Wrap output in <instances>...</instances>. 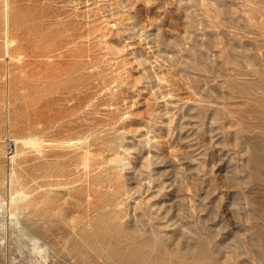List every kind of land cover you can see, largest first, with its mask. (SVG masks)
<instances>
[{"label": "rangeland", "instance_id": "1", "mask_svg": "<svg viewBox=\"0 0 264 264\" xmlns=\"http://www.w3.org/2000/svg\"><path fill=\"white\" fill-rule=\"evenodd\" d=\"M0 187L49 264H264V0H0Z\"/></svg>", "mask_w": 264, "mask_h": 264}, {"label": "bare ground", "instance_id": "2", "mask_svg": "<svg viewBox=\"0 0 264 264\" xmlns=\"http://www.w3.org/2000/svg\"><path fill=\"white\" fill-rule=\"evenodd\" d=\"M3 1V0H2ZM7 2V1H6ZM4 8V7H3ZM6 9V8H5ZM3 10V9H2ZM6 11V10H5ZM4 12V11H3ZM7 14H9L8 12H7ZM5 16H6V14H5ZM7 17H9V16H7ZM10 18V17H9ZM5 19V18H4ZM7 22V21H6ZM8 24H10L9 22H8ZM8 27V26H7ZM10 37H12V36H10ZM14 37V36H13ZM9 38V37H8ZM18 40V39H17ZM15 41H16V39H15ZM16 42H18V41H16ZM12 44V43H11ZM9 48V47H8ZM51 51V50H50ZM26 53V52H25ZM50 53V52H49ZM28 54V53H27ZM9 55V54H8ZM43 55V54H42ZM45 55H47V54H45ZM20 56H21V54H20ZM40 56V55H39ZM15 57V56H14ZM23 57V56H22ZM43 58H44V56H43ZM51 58V57H50ZM16 58H14V60H15ZM9 61V60H8ZM11 61V60H10ZM21 62V61H20ZM19 63V62H18ZM9 89V88H8ZM7 90V89H6ZM8 92V91H7ZM10 92V91H9ZM79 92V91H78ZM7 94V93H6ZM51 95V94H50ZM7 97H8V95H7ZM14 97V96H13ZM67 97V96H66ZM16 98V97H15ZM12 99V98H11ZM17 100V99H16ZM31 100V99H30ZM89 101V100H88ZM8 102H9V100H8ZM41 102V101H40ZM17 103V102H16ZM33 104H37V101H36V103H33ZM81 104H82V102H81ZM69 105H70V103H69ZM9 106V105H8ZM7 106V107H8ZM36 106V105H35ZM62 106H67V105H62ZM88 106V105H87ZM67 108V107H66ZM51 109V108H50ZM73 109V108H72ZM74 109H75V107H74ZM31 110V109H30ZM76 110V109H75ZM79 110V109H78ZM50 111V110H49ZM69 111H71V110H69ZM9 112V111H8ZM75 112V111H74ZM73 112V113H74ZM10 113V112H9ZM79 114V113H78ZM9 118V117H8ZM9 121V120H8ZM7 121V122H8ZM46 121V120H45ZM79 122V121H78ZM60 123V122H59ZM47 124V123H46ZM49 125V124H48ZM52 125V124H51ZM41 127V126H40ZM41 130V129H40ZM46 135V134H45ZM20 139V138H19ZM21 140V139H20ZM17 143H18V140H16V138H15V144L17 145ZM22 144H23V146L25 147V148H33V149H35L39 154H41V155H43V153H44V151H45V144H44V141L39 137V136H30V137H28V138H24L23 140H22ZM69 144V143H68ZM72 144V143H71ZM66 145V144H65ZM68 147V146H67ZM71 147V146H70ZM69 149V148H68ZM4 150V149H3ZM255 150V149H254ZM46 154V153H45ZM5 156H6V154H5ZM20 155H19V151L18 150H16L15 151V153H13V152H9V154L6 156L7 157V159L10 161V162H12L13 164L15 163V161H16V159L19 157ZM46 157H47V154H46ZM45 157V158H46ZM61 158H62V156H61ZM65 158V157H64ZM67 158V157H66ZM41 159V158H40ZM59 159V158H58ZM87 159V158H86ZM44 159H42V161H43ZM50 160V159H49ZM52 160V159H51ZM61 160V159H60ZM59 162V161H58ZM87 162V161H86ZM96 162V161H95ZM94 162V163H95ZM48 163V162H47ZM50 163H52V162H50ZM93 163V164H94ZM8 164V163H7ZM62 163H60V165H61ZM10 165V164H9ZM45 165H46V163H45ZM52 165V164H51ZM55 165V164H54ZM57 165V164H56ZM91 166H92V164H91ZM119 166H120V164H119ZM93 167V166H92ZM124 167V166H123ZM16 168V167H15ZM51 168V167H50ZM56 168V167H55ZM60 169V168H59ZM53 170H54V168H53ZM56 170V169H55ZM65 170V169H64ZM57 171V170H56ZM49 172H50V170H49ZM54 173V172H53ZM61 173V172H60ZM19 175V174H18ZM2 179H4V178H2ZM5 179H7V178H5ZM17 178L15 177V174L13 173V175H12V178H11V180L9 181L10 183H15L16 184V181L18 180H16ZM5 181V180H4ZM3 181V182H4ZM7 182H8V179H7ZM8 182V183H9ZM5 184H6V181H5ZM4 184V185H5ZM15 184H13V185H15ZM8 185V184H7ZM6 186V185H5ZM8 187H10V185H8ZM2 187H0V189H1ZM6 188H7V186H6ZM14 188V187H13ZM3 190H5V192L7 191L6 189H3ZM3 190H1V191H3ZM9 191V190H8ZM108 192V191H107ZM6 194V193H5ZM7 195H9L8 193H7ZM11 195V194H10ZM9 195V196H10ZM13 195V194H12ZM11 195V197L8 199V197L6 198V197H4V195L0 192V212L2 213V214H4V216L6 215V217H7V219L6 220H10V222H7L8 224H4L3 225V229H4V234H5V237H3V238H6V235L8 234V231L10 230V229H13V230H17L16 232L18 233H20V235L23 237V239L24 240H26L27 242H28V244H29V247H27L28 248V250H29V252H31V254H32V256H33V260H30V262H32V264H49L50 263V261H51V257H50V249H48V247H47V245H46V243L44 242V240H43V236H40L39 234H38V232H37V230H36V232L34 231V228L32 229L33 231H31V232H29L26 228L27 227H29V226H27V225H25V226H27V227H25L24 226V222H23V220L24 219H26V220H28L27 222H29V220H31V219H33L32 218V215H31V208H32V206L33 207H36V205H35V201L33 200H31V197H29V195L27 194V192H26V190H25V188H21V189H19L18 191H17V194H16V196H12ZM49 195V194H48ZM119 195V194H118ZM6 196V195H5ZM31 196V195H30ZM117 196V195H116ZM32 197H34V196H32ZM50 197V196H49ZM51 199V198H50ZM53 199V198H52ZM41 202V201H40ZM44 202V201H43ZM51 203V202H50ZM37 204V203H36ZM41 204H42V202H41ZM40 204V205H41ZM121 205H123V204H121ZM37 206H39V205H37ZM51 206V205H50ZM50 206H48V207H50ZM41 207V206H40ZM59 207V206H58ZM36 208H38V207H36ZM61 208H63V207H61ZM113 208L115 209V207H114V205H113ZM112 208V209H113ZM125 208V207H124ZM123 208V209H124ZM35 209V208H34ZM106 209V208H105ZM96 210V209H95ZM109 210V209H108ZM107 210V211H108ZM117 210V209H116ZM38 211V210H37ZM37 211H34V212H37ZM58 211V210H57ZM58 212H60V211H58ZM117 212V211H116ZM119 212V211H118ZM94 213H95V211H94ZM107 213V212H106ZM49 214V213H48ZM92 214V213H91ZM112 214V213H111ZM114 214V213H113ZM65 215V214H64ZM69 215V214H68ZM98 215V214H97ZM123 215V214H122ZM57 216V215H56ZM55 216V217H56ZM121 216V215H120ZM124 216V215H123ZM60 217V216H59ZM90 217H91V215H90ZM99 217V216H98ZM111 217H114V216H111ZM62 218V217H61ZM68 218V217H67ZM94 218V217H93ZM106 218V217H105ZM134 218V217H133ZM35 219V218H34ZM89 219V218H88ZM103 219V218H102ZM113 219V218H112ZM117 219H118V217H117ZM135 219V218H134ZM133 219V220H134ZM65 220V219H64ZM85 220V219H84ZM90 220V219H89ZM92 220V219H91ZM98 220V219H97ZM96 220V221H97ZM108 220V219H107ZM65 222V221H64ZM68 222H69V220H68ZM88 222V221H87ZM111 222V221H110ZM54 223V222H53ZM66 223V222H65ZM109 223V222H108ZM25 224H26V222H25ZM28 224V223H27ZM30 224H31V226L32 225H34L35 227H36V229L37 228H40V223H38V222H33V220L32 221H30ZM30 224H28V225H30ZM67 224V223H66ZM84 224V223H83ZM107 224V223H106ZM134 224V223H133ZM99 225V224H98ZM136 225V224H135ZM46 225H44L43 227H45ZM82 226L83 225H81L80 227L82 228ZM92 225L90 224V222H89V225H88V228H92L91 227ZM2 227V226H1ZM33 227V226H32ZM68 227H69V225H68ZM100 227V226H99ZM104 227V226H103ZM108 227V226H107ZM115 227V226H114ZM62 228V227H61ZM124 228V227H123ZM132 228V227H131ZM138 228V227H137ZM68 229H70V227L68 228ZM72 229V228H71ZM97 229V228H96ZM102 229V228H101ZM104 229V228H103ZM118 229H119V227H118ZM12 230V231H13ZM73 230V229H72ZM79 230V229H78ZM93 230V229H92ZM99 230V229H98ZM115 230H117V228H115ZM121 230H122V226H121ZM108 231V230H107ZM133 231V230H132ZM144 231V230H143ZM11 232V231H10ZM14 232V231H13ZM69 232V231H68ZM117 232V231H116ZM115 232V233H116ZM119 232H121V231H119ZM123 232V231H122ZM12 233V232H11ZM63 233V232H62ZM99 233V232H98ZM110 233V232H109ZM152 233H154V231L152 232ZM14 234V233H13ZM71 234V233H70ZM81 233H79L78 235H80ZM116 234H118V232L116 233ZM123 234H125V233H123ZM135 234V233H134ZM19 235V236H20ZM107 235V234H106ZM120 235V237H121V233L119 234ZM119 235H117V237L119 236ZM160 235V234H159ZM68 236V235H67ZM71 236V235H70ZM69 236V237H70ZM113 236H114V234H113ZM124 236V235H123ZM156 236V235H155ZM62 237V236H61ZM74 237V236H73ZM88 237V236H87ZM126 237V236H125ZM129 237V236H128ZM1 238V237H0ZM8 238V237H7ZM53 238V237H52ZM114 238V237H113ZM116 238V237H115ZM114 238V239H115ZM138 238V237H137ZM144 239H146L145 237H143ZM50 239V238H49ZM60 239V238H59ZM117 239H119V238H117ZM122 240L124 239V238H121ZM143 239V240H144ZM152 239H154V238H152ZM157 239H159V238H157ZM74 240V239H73ZM90 240H91V238H90ZM103 240V239H102ZM113 240V239H112ZM116 240V239H115ZM156 240V239H155ZM65 241V240H64ZM75 242H76V240H74ZM78 241V240H77ZM93 241V240H92ZM111 241V240H110ZM117 241V240H116ZM125 241H127V240H125ZM138 241V240H137ZM137 241H134V242H137ZM4 242V241H3ZM47 242V241H46ZM67 242H68V240H67ZM85 242V241H84ZM128 242V241H127ZM133 242V241H132ZM139 242V241H138ZM64 243V242H63ZM126 243V242H125ZM148 243V242H147ZM49 244V243H48ZM66 244V243H65ZM76 244V243H75ZM78 244V243H77ZM86 244V243H85ZM90 244V243H89ZM133 244V243H132ZM144 244H146V243H144ZM160 244V243H159ZM25 245V244H24ZM23 245V246H24ZM27 245V244H26ZM62 245V244H61ZM67 245V244H66ZM116 245H118L117 243H116ZM116 245H114V247L116 246ZM128 245V244H127ZM139 245H140V243H139ZM8 246V245H7ZM14 246H17V245H14ZM13 246V247H14ZM65 246V245H64ZM63 246V247H64ZM69 246V245H68ZM76 246V245H75ZM106 246V245H105ZM104 246V247H105ZM113 246V245H112ZM120 246V245H119ZM124 246V245H123ZM135 246V245H134ZM145 246V245H144ZM161 246V245H160ZM163 246V245H162ZM12 247V248H13ZM70 247V246H69ZM81 247V246H80ZM107 247V246H106ZM139 247V246H138ZM5 248V247H4ZM12 248H9L10 250L12 249ZM74 248V247H73ZM82 248H83V246H82ZM86 248V247H85ZM88 248V247H87ZM111 248V247H110ZM134 248V247H133ZM157 248H159V247H157ZM160 248H162V247H160ZM159 248V249H160ZM26 249V248H25ZM107 249V248H106ZM106 249H104V250H106ZM109 249V248H108ZM124 249H126V248H124ZM142 249V248H141ZM140 249V251H142ZM17 250V249H16ZM27 250V249H26ZM27 250V251H28ZM114 250V249H113ZM145 250V249H144ZM161 250V249H160ZM164 250V249H163ZM7 251V250H6ZM22 251V250H21ZM52 251V250H51ZM76 251H78V249L76 250ZM93 251V250H92ZM91 251V252H92ZM124 251V250H123ZM131 251V250H130ZM139 251V250H138ZM15 252V251H14ZM26 252V251H25ZM53 252V251H52ZM88 252V251H87ZM90 252V251H89ZM137 252V251H136ZM156 252V251H155ZM160 252V251H159ZM13 253V252H12ZM11 253V254H12ZM62 253V252H61ZM63 253H65V252H63ZM106 253V252H105ZM125 253V252H124ZM150 253V252H149ZM1 254V253H0ZM3 254V253H2ZM69 254V253H68ZM78 254V253H77ZM88 255H89V253H87ZM91 254V253H90ZM154 254V253H153ZM159 254V253H158ZM8 255V254H7ZM16 255V254H15ZM14 255V256H15ZM51 255H53V254H51ZM74 255V254H73ZM72 255V256H73ZM83 255V254H82ZM102 255V254H101ZM134 255H136V254H134ZM140 255H142V254H140ZM157 255V254H156ZM9 256V255H8ZM7 256V257H8ZM11 256V255H10ZM13 256V255H12ZM17 256V255H16ZM23 256V255H22ZM25 256V255H24ZM69 256V255H68ZM84 256H85V254H84ZM95 256V255H94ZM97 256V255H96ZM110 256V255H109ZM161 257H162V255H160ZM0 257H1V255H0ZM17 257H19V255L17 256ZM21 257V256H20ZM26 257V256H25ZM28 257V256H27ZM77 257V256H76ZM80 257H81V255H80ZM87 257V256H86ZM107 257V256H106ZM136 257V256H135ZM138 257V256H137ZM144 257V256H143ZM157 257V256H156ZM165 257V256H164ZM204 257V256H203ZM11 258V257H10ZM89 258V257H88ZM126 258V257H125ZM142 258V257H141ZM154 258V257H153ZM158 258V257H157ZM3 259V258H2ZM7 259V258H6ZM12 259V258H11ZM10 259V260H11ZM17 259V258H16ZM22 259H23V257H22ZM28 260H29V257L27 258ZM32 259V258H31ZM53 259V258H52ZM175 259V258H174ZM4 260H5V258H4ZM60 260H61V258H60ZM75 260V259H74ZM87 260V259H86ZM108 260V259H107ZM129 260V259H128ZM132 260H133V258H132ZM139 260V259H138ZM138 260H137V263H138ZM148 260V259H147ZM146 260V261H147ZM150 260H152V259H150ZM160 260H161V258H160ZM171 260V259H170ZM183 260V259H182ZM198 260L200 261V264H201V260H200V258H198ZM205 261H206V259H204ZM7 261V260H6ZM6 261H4L5 263H6ZM89 261V260H88ZM105 261V260H104ZM135 261H136V259H135ZM146 261H144V262H146ZM162 261V260H161ZM19 262V261H18ZM23 262V261H22ZM27 262V261H26ZM52 262V261H51ZM112 262H113V260H112ZM125 262V261H124ZM132 262V261H131ZM143 262V263H144ZM151 262V261H150ZM158 262V261H157ZM170 262V261H169ZM177 262V261H176ZM185 262V261H184ZM8 263V262H7ZM9 263H10V261H9ZM16 263V262H15ZM15 263H13V264H15ZM98 263V262H97ZM136 263V262H135ZM17 264V263H16ZM99 264V263H98ZM118 264V263H117ZM128 264H129V262H128ZM134 264V263H133ZM139 264V263H138ZM153 264V263H152ZM156 264V263H155ZM159 264V263H158ZM162 264V263H161ZM172 264V263H171ZM174 264V263H173ZM191 264V263H190ZM194 264V263H193Z\"/></svg>", "mask_w": 264, "mask_h": 264}]
</instances>
